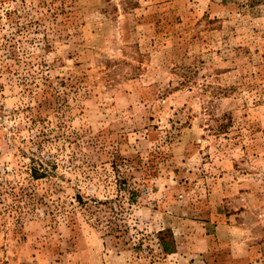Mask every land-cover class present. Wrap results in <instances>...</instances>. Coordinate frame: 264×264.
<instances>
[{
    "label": "rangeland",
    "instance_id": "374dc122",
    "mask_svg": "<svg viewBox=\"0 0 264 264\" xmlns=\"http://www.w3.org/2000/svg\"><path fill=\"white\" fill-rule=\"evenodd\" d=\"M0 264H264V0H0Z\"/></svg>",
    "mask_w": 264,
    "mask_h": 264
},
{
    "label": "trees",
    "instance_id": "16d2710c",
    "mask_svg": "<svg viewBox=\"0 0 264 264\" xmlns=\"http://www.w3.org/2000/svg\"><path fill=\"white\" fill-rule=\"evenodd\" d=\"M33 175L36 176V177L38 176L36 172H34ZM162 251H163V252L168 251V249L166 248V245H165V244H162Z\"/></svg>",
    "mask_w": 264,
    "mask_h": 264
}]
</instances>
